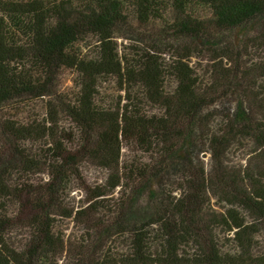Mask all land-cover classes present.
Instances as JSON below:
<instances>
[{
    "label": "trees",
    "instance_id": "trees-1",
    "mask_svg": "<svg viewBox=\"0 0 264 264\" xmlns=\"http://www.w3.org/2000/svg\"><path fill=\"white\" fill-rule=\"evenodd\" d=\"M256 21L264 40V0H0V264H264V58L221 50ZM209 183L229 206L204 221ZM60 219L105 238L95 259Z\"/></svg>",
    "mask_w": 264,
    "mask_h": 264
},
{
    "label": "rangeland",
    "instance_id": "rangeland-1",
    "mask_svg": "<svg viewBox=\"0 0 264 264\" xmlns=\"http://www.w3.org/2000/svg\"><path fill=\"white\" fill-rule=\"evenodd\" d=\"M261 24V23H260ZM258 24V26L260 25ZM257 26V21L254 22V23H250L246 26H243V27H240L238 29H235L234 31H230L229 33H227V42L224 41V43L222 42L221 45H224L225 47L224 48H221L222 51H227V49L229 51H232L229 46L231 45L233 48H234V44H237V43H240V42H246L247 43H250L249 46H253V45H256V46H259L260 49H256V50H253V51H258L261 52V54H257V55H254L253 56V59L256 61L257 59H259L261 56L264 58V40H261L260 39H257V37H252V31L255 30ZM240 41V42H238ZM262 45V47H261ZM226 62V60H224ZM70 81H71V73L69 72H66L61 80H60V83H61V89H65L66 87L69 88V85H70ZM227 107H228V104H224L222 105L221 107V110L223 112H227ZM4 136H1L0 137V151L2 150H5L6 147H7V144H6V139L4 140ZM190 150H192L190 148ZM245 150H242V149H237V147H234L233 149H230V154L229 156L227 157V161H226V164H227V167L228 168H231L232 171L236 170V167L237 166H243L242 163L246 162L245 159H247V152H244ZM200 157L203 158V161L205 162L204 166L205 168L208 170V171H212L214 170V165L213 163H211V160H210V156L209 154H206V155H202V153L200 154ZM183 161V157L180 156L178 158V161L176 163H174V169L176 171V169H178L177 172H173L172 174H170V177L169 179L165 178L163 179V182L165 183H172V184H176V182L171 179V178H176V174L179 173V176H183V174H181V172L179 171L180 168H182V162ZM13 164H11V168L13 170V174L11 172V168H10V175L9 177L11 178V182H9L10 184L14 185L16 183V180L18 178H20L19 176V173L21 172L22 170V167H23V163L20 162L19 160L17 159H14L12 161ZM202 165H199L198 168H200ZM244 167V166H243ZM84 168H85V172L88 171V174L90 176V181L92 184H98L101 182L102 178H99V177H96L94 179L93 178V173H95L93 171V168H91L90 166L88 165H84ZM19 172V173H18ZM170 172H172V168L170 169ZM18 176V177H17ZM34 179L36 180H39L40 178L38 176H34L33 177ZM15 179V180H14ZM160 181L158 179V177H154V179H152L147 185L146 187L144 188V190H141V196L138 200H136L134 203V208H133V211L136 213L137 216H139L140 214H142V211H148L149 210V206H151L152 204H154L153 202L151 203L150 201H153L159 194L161 191L160 189ZM210 187H211V191L212 192H209V193H215L217 196H215V199H213V202L212 203H206V205L203 207L204 209V212L203 213V216H205V220L206 221L208 219V216H211L213 214V212L215 211V215H218L219 217V214L223 211H225L227 208H228V204L225 202V203H221L219 200H218V197H219V194L220 193H227L226 191H222V190H218L216 191L217 189L212 185L210 184ZM226 185L225 183H219V188L223 189L225 188ZM69 193V192H68ZM71 196H74V200L78 201L81 197H82V194L83 191L79 190V189H74L70 192ZM209 193H205L204 194V198L207 200L208 199V194ZM209 204V205H207ZM244 212V210H241ZM251 217V216H250ZM252 218V217H251ZM63 220V219H62ZM61 221V219H60ZM61 224L63 227H65V233L69 236H71V244H72V247H73V250L74 251H77V250H89V251H93L95 252L94 255L95 257L94 258H91V259H95L97 255H99L100 253V250H102V248H100L101 246V243L100 241H103L105 238H102L101 240L100 237H98V240L96 242V246L95 244H93L91 247H85V246H80V242L82 243V240L84 239L83 237H85V234H86V229L85 228H82L80 229L79 225H76L74 224V222H72L71 220L69 219H65L63 221H61ZM225 230V229H224ZM108 229L104 230L102 232V235H105L106 233L104 232H107ZM220 234L222 235V238H225L224 236V233L223 231L220 232ZM118 238V237H117ZM260 240L262 242V245H264V236H260ZM117 245H115L114 247H116ZM64 260H62V263L65 264V261L63 262Z\"/></svg>",
    "mask_w": 264,
    "mask_h": 264
}]
</instances>
